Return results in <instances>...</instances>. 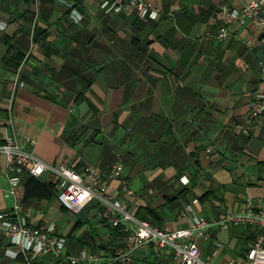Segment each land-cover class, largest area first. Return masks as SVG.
I'll return each instance as SVG.
<instances>
[{
    "label": "crops",
    "instance_id": "obj_1",
    "mask_svg": "<svg viewBox=\"0 0 264 264\" xmlns=\"http://www.w3.org/2000/svg\"><path fill=\"white\" fill-rule=\"evenodd\" d=\"M105 1L112 0H0V144L16 140L47 164L96 169L112 198L160 230L204 217L212 225L208 239L195 238L202 258L245 264L264 231L218 222L248 200L264 207V124L251 116L254 94L264 89V34L252 21L227 24L219 14L252 0H146L156 20L134 10L107 14ZM118 154L122 174L110 180ZM14 177L28 225L52 227L65 239L63 254L105 259L124 242L95 199L70 213L53 174L38 184L4 158L0 214L14 205ZM9 246L1 236L0 264H60L49 255L9 258ZM131 264L178 263L172 249L148 246Z\"/></svg>",
    "mask_w": 264,
    "mask_h": 264
},
{
    "label": "built area",
    "instance_id": "obj_2",
    "mask_svg": "<svg viewBox=\"0 0 264 264\" xmlns=\"http://www.w3.org/2000/svg\"><path fill=\"white\" fill-rule=\"evenodd\" d=\"M102 9L107 14H115L126 10H134L142 19H157V10L146 0H112L105 1ZM227 24L254 22L264 34V0H252L243 4L239 10H225L219 14ZM72 19L79 22L80 17L72 14ZM5 25L0 24V28ZM228 36L223 28L217 34L220 40ZM209 39L212 34H207ZM251 116L259 124H264V89L254 94L251 104ZM33 143V142H32ZM0 158H4L7 168L20 174L27 171L34 178H41L46 173L56 178L58 201L68 212L77 214L89 198L97 201L101 208L100 216L112 228L125 233L124 242L116 247L114 253L102 259L98 254L82 251L77 256L63 254L65 239L52 234V227L38 229L28 225L22 213L20 202L16 199L19 179L9 180L10 194L15 198L9 213L0 214V237L10 239V246L5 250V256L17 258L19 255L28 257L31 262L40 255H49L59 260L60 264H131L133 256L153 246L157 252L172 249L178 264H211L205 261L199 251L195 238L208 239L211 223L204 217L193 216L189 228L175 231H163L151 225L148 220H140L126 210L125 205L108 194L107 184L102 182L96 169L85 168L78 172L66 164H47L33 152L25 150L16 140H7L0 144ZM123 170V160L120 154L110 168V180L118 179ZM187 183V182H184ZM123 192L133 196L127 187ZM187 213L190 208H187ZM219 226L243 225L256 227L264 231V207L248 200L238 213H230L220 222ZM245 264H264V232L259 234L249 245Z\"/></svg>",
    "mask_w": 264,
    "mask_h": 264
},
{
    "label": "trees",
    "instance_id": "obj_3",
    "mask_svg": "<svg viewBox=\"0 0 264 264\" xmlns=\"http://www.w3.org/2000/svg\"><path fill=\"white\" fill-rule=\"evenodd\" d=\"M65 141V143H66V145L68 146V147H71V148H74L75 147V142L73 141V140H70L69 138H67L66 137V139L64 140ZM76 141V140H75ZM35 180H36V182L38 183L39 181L36 179V178H32L31 179V181H34L35 182ZM39 184V183H38ZM54 189L56 188V185H54V187H53ZM57 192H58V190H57ZM57 196H58V193H57ZM137 218V217H136ZM140 220H146V219H140ZM118 230V229H117Z\"/></svg>",
    "mask_w": 264,
    "mask_h": 264
}]
</instances>
